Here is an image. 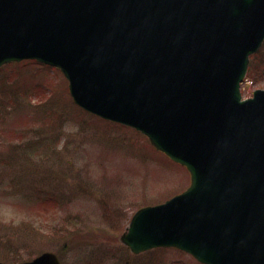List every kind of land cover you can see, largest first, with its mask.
<instances>
[{
    "label": "water",
    "instance_id": "95a60500",
    "mask_svg": "<svg viewBox=\"0 0 264 264\" xmlns=\"http://www.w3.org/2000/svg\"><path fill=\"white\" fill-rule=\"evenodd\" d=\"M263 41L264 0H0V66L61 68L76 103L191 173L185 192L134 215L123 242L204 264H264V91L240 93Z\"/></svg>",
    "mask_w": 264,
    "mask_h": 264
},
{
    "label": "rangeland",
    "instance_id": "374dc122",
    "mask_svg": "<svg viewBox=\"0 0 264 264\" xmlns=\"http://www.w3.org/2000/svg\"><path fill=\"white\" fill-rule=\"evenodd\" d=\"M9 68L12 69L11 74L10 69L0 72V105L16 91L11 106L25 111L22 115L26 122L13 114L4 119L0 128L8 126L9 130L18 132L20 129L39 128L38 131H41L44 123L50 121L52 127L58 125V133L61 134L58 139L62 143L59 148L64 143L66 147L61 154L59 151L60 159L55 156L52 161L45 160L48 151L44 152L43 148H51L54 142L51 130L43 128L42 133L28 134L36 138L30 150L36 151L31 154L33 162L27 161L30 162L27 167L34 173L24 175L22 168L16 165L18 170L14 168V173L4 177L0 188V223L15 226V230L0 226V243H3L0 245V258L8 257L6 251L16 252L6 243L13 241L11 239L15 241L18 235L21 242L25 240L34 244L33 254L24 248L19 250L22 260L36 257L46 250L57 251L67 244L64 262L85 264L99 245L106 244L117 249L116 258H112L110 264H200L192 256L173 248L152 250L133 257L124 253L120 243V236L132 215L143 206L163 203L185 190L191 181L189 172L158 154L148 139L135 130L89 114H80L81 111L70 100L68 82L60 71L37 63ZM17 68L27 69L24 72ZM250 71L249 78L253 84L243 88L244 98L251 97L257 89H264V45L254 58ZM12 82H15L16 89L3 90ZM73 111L80 116L69 117ZM43 134L46 141L42 139ZM5 144L8 143L0 139V151L6 150ZM14 150L15 147L7 148V152L15 155ZM23 175L21 190L14 192L10 199L2 197L1 194L10 192L9 181L20 180ZM70 175L72 177L66 180ZM40 176L45 178L43 187ZM30 179V194L35 196L45 194L48 187H66L70 183V192L83 190L81 195L79 193L71 198L64 209L57 205H48V209L32 208V202L30 207H26L31 196L25 182ZM24 220L32 222L35 228L18 227ZM26 221L24 224H27ZM52 225H56L54 230ZM17 231L21 233L16 234ZM98 235L105 236L104 243L96 241ZM96 253L98 258L94 263L106 264L104 256L107 252Z\"/></svg>",
    "mask_w": 264,
    "mask_h": 264
}]
</instances>
